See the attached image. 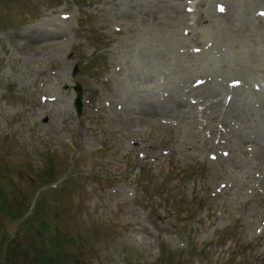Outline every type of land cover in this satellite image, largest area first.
Listing matches in <instances>:
<instances>
[{"label":"rangeland","instance_id":"1","mask_svg":"<svg viewBox=\"0 0 264 264\" xmlns=\"http://www.w3.org/2000/svg\"><path fill=\"white\" fill-rule=\"evenodd\" d=\"M199 2L0 0V264H264L259 133L223 117L264 86V0L183 44Z\"/></svg>","mask_w":264,"mask_h":264},{"label":"bare ground","instance_id":"2","mask_svg":"<svg viewBox=\"0 0 264 264\" xmlns=\"http://www.w3.org/2000/svg\"><path fill=\"white\" fill-rule=\"evenodd\" d=\"M211 6H212L211 0H200V2L196 6V8L198 9V18L202 19L204 17V14L206 16L211 14ZM187 7H189V5H186L185 9ZM214 17H215V20L220 18L218 16V14L214 15ZM220 19L223 20V18H220ZM174 20H176L173 24V27L175 28L176 35L179 38V40H181L183 42V44H185L186 40L179 33L181 31L182 26H186L189 24L188 23V21L190 20L189 14L186 15V14L181 13L180 10H179V12L176 10V19H174ZM213 20L210 21L211 24L214 23ZM224 20L225 21L223 23L228 24V25H231L233 22V21H231V19H227V18H225ZM198 21L200 22V20H198ZM221 30H223V29H221ZM223 35L224 34H221V36H223ZM263 52H264V49H263ZM248 72L251 74L252 78H255L257 75H259V73L252 71L251 68H248ZM248 92L250 93L251 97L256 99V102L260 104V108L255 109L253 107L252 101H250L249 97L243 95L244 98H243V101L241 102L242 105L240 107H237V106L235 108L233 107L231 109V111L224 114L223 117H226V118L233 117L239 124H242L240 126H243V124H245L244 126H247V127L248 126H255V128H256V126H257L256 130L259 133V136L256 140H254L256 143H253V142L252 143L255 146L256 152L259 149V151H258L259 157L264 158V146L259 144L260 131L264 127V102L262 101V93H257L255 91H248ZM211 96H213V95L211 94ZM219 96H221V94H219ZM203 97L207 98L206 95H204ZM218 104H220V103L218 102ZM248 106H250V110L248 109L249 111L247 110ZM218 112H219V110H218ZM147 114L149 117H155L157 115L156 112H152V111L150 113H147ZM183 119L186 120L187 118L184 117ZM185 122L187 123V120ZM190 123L196 124L197 119L196 118L191 119ZM233 132H234V134H232L230 136V138L232 139V141H234L235 145L238 144V145H240L241 148H243V146L245 144H247L248 142H251L247 139L246 134L241 133V132H236V131H233Z\"/></svg>","mask_w":264,"mask_h":264},{"label":"trees","instance_id":"3","mask_svg":"<svg viewBox=\"0 0 264 264\" xmlns=\"http://www.w3.org/2000/svg\"><path fill=\"white\" fill-rule=\"evenodd\" d=\"M12 251L9 252V255L12 256ZM11 260V259H10ZM37 260H40L39 264H56L55 262H53L52 260H50L47 257H39Z\"/></svg>","mask_w":264,"mask_h":264},{"label":"water","instance_id":"4","mask_svg":"<svg viewBox=\"0 0 264 264\" xmlns=\"http://www.w3.org/2000/svg\"><path fill=\"white\" fill-rule=\"evenodd\" d=\"M79 93L81 94V89L79 88ZM77 106L79 109V112L81 111L82 108V103H81V96H79L78 100H77Z\"/></svg>","mask_w":264,"mask_h":264}]
</instances>
